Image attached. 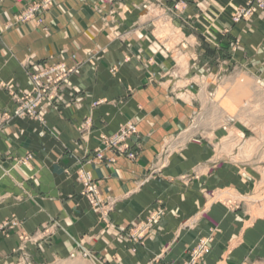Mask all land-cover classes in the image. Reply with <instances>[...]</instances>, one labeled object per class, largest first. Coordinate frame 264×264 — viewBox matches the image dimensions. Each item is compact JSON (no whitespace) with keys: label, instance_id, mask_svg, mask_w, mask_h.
I'll return each mask as SVG.
<instances>
[{"label":"crops","instance_id":"1","mask_svg":"<svg viewBox=\"0 0 264 264\" xmlns=\"http://www.w3.org/2000/svg\"><path fill=\"white\" fill-rule=\"evenodd\" d=\"M29 1L0 0V74L12 87L0 90V223L15 217L29 235L56 224L40 242L52 262L82 247L107 264H181L197 237L213 234L202 264H264V215L247 200L234 213L213 195L254 197L263 150L242 148L238 124L192 130L231 65L264 78V12L234 22L248 0H181L188 5L178 11V0H54L43 25L19 24ZM160 26L172 33L160 37ZM61 60L77 67L57 99L42 102L43 121L15 118L29 74ZM129 122L138 129L127 152L135 158L94 164L102 137ZM79 168L113 204L105 223L80 195ZM159 209L160 227L134 244L130 230ZM18 244L15 234L0 243V264Z\"/></svg>","mask_w":264,"mask_h":264},{"label":"rangeland","instance_id":"2","mask_svg":"<svg viewBox=\"0 0 264 264\" xmlns=\"http://www.w3.org/2000/svg\"><path fill=\"white\" fill-rule=\"evenodd\" d=\"M187 5L188 3L186 1L178 0V3L174 5L173 9L174 11H178L181 8H186ZM54 6V0H31L23 6V9L17 15V23L28 24L36 21L37 24L43 25L46 14L49 13ZM258 10L264 12V0H248L246 6L240 7L238 11L234 13L233 20L234 22L250 20L258 13ZM168 27H159L158 30L161 33L159 35L160 37H166L172 33ZM176 36L179 37L181 34L177 32ZM225 51H227V49ZM71 58L74 59L75 56L72 55ZM32 64L33 62L30 60L28 66H31ZM41 65V68L38 66L34 73L29 74V93L15 99L16 108L13 112L15 118H31L39 122L43 121V119H40L39 113L42 102L48 98H51L52 101L57 99V96L62 92V86L70 76L74 74L77 67V64L69 66L65 60H61L55 64H49L48 61H45ZM37 84H39V86ZM0 90H6L8 92L12 91V87L1 79V74ZM207 99V105L198 110L194 117V122L192 124L193 131L197 132L200 127L206 130L226 127L232 131L231 128L234 129L238 124V127L241 126L242 129L244 128L242 131V140L244 142L242 148L263 150V155L255 159V162H257L262 168L263 179L259 188L256 190V195L254 197L246 198L236 191L229 189L219 190L213 195H215L214 197H216L218 201L234 213L240 211L241 208L246 210V206L244 207V205L247 200V206L250 208L249 211L255 216H263L264 78L261 79L260 77H257L254 73L246 71L238 64L231 65L226 72H223L221 76L216 78L214 90L210 93ZM19 110L22 112L20 113ZM239 122L242 125H240ZM125 130H127V134L131 130L129 137L127 139H119L115 143L116 146H110L109 142L120 136L121 132ZM231 134H234V132H231ZM237 134L241 135L240 132ZM130 143H134L136 146L139 144L137 125L132 122L122 126L111 136H103L102 147L94 153L91 161L96 165L105 162L114 163L116 162L117 155L127 154L130 149ZM239 145V148H241V142ZM106 153H111L113 156L108 158ZM100 155L103 156L102 159L100 158ZM126 156L132 159L135 158L136 155L127 154ZM32 159L33 157L27 156L21 160V163L25 166H29ZM75 174L82 185L80 195L88 202L94 214L101 215L100 221L102 223L107 222L108 220L104 219L109 217L113 210V204L103 200L98 182L94 180L91 172L79 168L76 170ZM184 179H187V177H184ZM94 187L96 189L91 191L90 188ZM158 213L162 215L160 217L157 216L154 224H151L150 230L143 234L141 232V227L150 222L153 216ZM163 214H165V211L159 209L152 214L151 218L141 222L131 229L129 239L134 244L143 245L147 234L154 227H160L162 224L163 217L165 216H163ZM22 225V222L15 217L6 219L0 223L1 242L10 239L14 234L19 240L17 248L15 250H10L9 252V256L12 260L10 264H107L104 260H101L97 254H93L82 247L72 251L67 258L58 257L52 262L44 254L45 251L40 242L47 239L50 229L56 227V224L45 226L43 230L34 235H29L25 231H22ZM193 242L192 247L185 254L181 264H202L207 261L213 250L215 236L213 234L201 235ZM34 249H36V252L33 251ZM38 255L40 258H38Z\"/></svg>","mask_w":264,"mask_h":264},{"label":"built area","instance_id":"3","mask_svg":"<svg viewBox=\"0 0 264 264\" xmlns=\"http://www.w3.org/2000/svg\"><path fill=\"white\" fill-rule=\"evenodd\" d=\"M52 73H54L53 71H51ZM38 86H39V84H37ZM38 102V101H37ZM31 103H33V102H31ZM35 105H36V103H35ZM19 112L21 113L22 111H20L19 110ZM131 131V130H130ZM128 132V134H127V130H125V131H123V132H121V135L120 136H118V137H116V138H114V140H112V141H110L109 143H110V146H116V142L119 140V139H127L128 137H129V134H131V132ZM101 157V159L103 158V156L102 155H100ZM91 189V191H94L96 188L94 187V188H90ZM94 189V190H93ZM162 214H156L155 216H153V218L150 220V222H148L147 224H145L143 227H141V232L144 234L145 232H147V231H149L150 230V226H151V224L153 223L154 224V222L156 221V218H157V216L158 217H160Z\"/></svg>","mask_w":264,"mask_h":264},{"label":"bare ground","instance_id":"4","mask_svg":"<svg viewBox=\"0 0 264 264\" xmlns=\"http://www.w3.org/2000/svg\"><path fill=\"white\" fill-rule=\"evenodd\" d=\"M235 203V202H234Z\"/></svg>","mask_w":264,"mask_h":264}]
</instances>
